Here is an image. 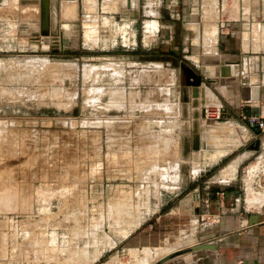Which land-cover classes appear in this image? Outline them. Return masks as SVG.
<instances>
[{
	"label": "rangeland",
	"instance_id": "obj_1",
	"mask_svg": "<svg viewBox=\"0 0 264 264\" xmlns=\"http://www.w3.org/2000/svg\"><path fill=\"white\" fill-rule=\"evenodd\" d=\"M8 1L0 4V264H158L172 247L191 248L181 238L204 231L206 210L192 188L228 160L208 162L210 123L225 117L201 89L219 81L200 56L215 50L212 0H185L179 16L171 9L180 0L170 9L167 0ZM184 15L210 16L211 26L186 30ZM226 18L220 11L219 35Z\"/></svg>",
	"mask_w": 264,
	"mask_h": 264
},
{
	"label": "crops",
	"instance_id": "obj_2",
	"mask_svg": "<svg viewBox=\"0 0 264 264\" xmlns=\"http://www.w3.org/2000/svg\"><path fill=\"white\" fill-rule=\"evenodd\" d=\"M175 1L167 0L169 4L164 8L174 7L170 3ZM180 2L184 4L186 1ZM202 7L207 14L205 4ZM186 10L184 4L171 12L179 16L180 12L186 14ZM220 11L229 18L221 24L224 33L219 35ZM189 14L193 12L189 11ZM186 17L183 16L181 23L186 30L199 32L212 25L215 50L212 49L211 55L203 51L200 56L208 55L203 64L216 68L215 77L219 81L210 86L202 83L201 89L206 87L212 92V102L208 103L212 106V113L216 108H223L225 117L221 120L216 117L210 123L216 149L208 162H212V168H215L223 158L228 157V160L210 177L196 179L198 182L192 188V192H197L193 194L196 198L194 204L206 207L200 215L205 229L195 231L192 238H181L185 245L194 246L198 241V244H214L215 248L190 250L163 264H264V199L252 192L264 191V130L254 129L241 119V114L250 110L251 115L264 120V0H223L221 10L219 0H212L214 21L210 16L198 22ZM208 21H212L209 26ZM152 22L158 30L157 21ZM219 42L223 45L220 52L217 49ZM212 55L218 56L219 60H212ZM224 63L228 65V74L220 76V65ZM213 68L205 72L211 74ZM221 150L224 153L215 158ZM252 159L254 163L250 162ZM232 163L236 164L235 173ZM253 164H257V168L250 170ZM207 220L209 225H206ZM181 259L183 263L178 262Z\"/></svg>",
	"mask_w": 264,
	"mask_h": 264
},
{
	"label": "water",
	"instance_id": "obj_3",
	"mask_svg": "<svg viewBox=\"0 0 264 264\" xmlns=\"http://www.w3.org/2000/svg\"><path fill=\"white\" fill-rule=\"evenodd\" d=\"M4 0H0V4L3 2ZM184 68V67H183ZM228 69V65L227 63L225 65H222L220 67V75L221 76H226L228 73H226ZM184 74H185V77H186V72H185V68H184ZM192 77L196 79V82L194 83L196 86H199L200 83H201V79L199 76L195 75L194 73H192ZM246 115L247 116H250L251 115V111L250 110H247L246 111ZM252 128L256 129L255 126H253ZM257 132H259V130L257 129ZM215 248V245L214 244H211V243H202V244H197V245H194L193 247H191L190 249H185L187 251H190V250H199V249H214ZM181 251L183 250H176V251H172L171 253L167 254L166 256L160 258L157 263H160V262H163V261H166V260H169L171 258H173L174 256L178 255L179 253H181Z\"/></svg>",
	"mask_w": 264,
	"mask_h": 264
},
{
	"label": "built area",
	"instance_id": "obj_4",
	"mask_svg": "<svg viewBox=\"0 0 264 264\" xmlns=\"http://www.w3.org/2000/svg\"><path fill=\"white\" fill-rule=\"evenodd\" d=\"M241 119L243 121H246L250 127L255 126L261 131L264 130V120L258 116H255V115L247 116L245 113H242Z\"/></svg>",
	"mask_w": 264,
	"mask_h": 264
},
{
	"label": "bare ground",
	"instance_id": "obj_5",
	"mask_svg": "<svg viewBox=\"0 0 264 264\" xmlns=\"http://www.w3.org/2000/svg\"><path fill=\"white\" fill-rule=\"evenodd\" d=\"M6 123V122H5ZM4 124V123H3ZM177 250H179V249H177ZM174 251H176V250H174ZM172 251H170V252H168V253H171ZM185 252H188L187 250H183V251H181V253H179L178 255H176V256H174L173 258H175V257H178V256H180V255H182L183 253H185ZM167 254V253H166ZM161 257V256H160ZM156 258V257H155ZM173 258H171V259H173ZM171 259H169V260H171ZM166 261H168V260H166ZM166 261H163V262H160V263H158V264H163L164 262H166Z\"/></svg>",
	"mask_w": 264,
	"mask_h": 264
}]
</instances>
